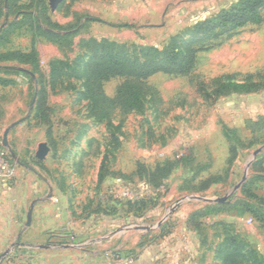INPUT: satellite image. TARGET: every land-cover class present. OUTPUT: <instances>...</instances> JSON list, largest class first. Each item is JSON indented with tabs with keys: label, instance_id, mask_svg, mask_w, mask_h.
Masks as SVG:
<instances>
[{
	"label": "rangeland",
	"instance_id": "rangeland-1",
	"mask_svg": "<svg viewBox=\"0 0 264 264\" xmlns=\"http://www.w3.org/2000/svg\"><path fill=\"white\" fill-rule=\"evenodd\" d=\"M6 1L0 0V27L29 15L35 20L15 29L0 51L36 48L51 110L50 123L34 118L42 87L33 67L0 63L33 72L29 77L7 72L25 84L0 88V149L14 168L12 178L0 180V264L75 259L74 251H62L73 238L62 237L82 232V249L115 264H160L162 258L163 264H223L219 246L230 237L241 243L238 264L263 261L264 228L233 207L246 201L264 211L262 202L241 192L257 175L255 162L264 158V18L199 35L196 24L214 16L204 9L205 0H64L55 11L44 0L50 23H40L36 0H15L22 10L4 21ZM237 2L228 0L227 6ZM45 33L73 35L61 43ZM91 40L112 43L144 66L162 61V53L154 60L155 52L177 43L190 49L191 70L104 79L102 91L110 100L118 99L126 82L142 85L141 106L135 102L126 111L116 103L110 120L100 121L90 115L76 79L79 55L84 61L102 52L94 44L81 45ZM229 83L246 88L217 93ZM13 125L5 148L4 133ZM224 126L243 142L228 140L239 152L231 170ZM41 143L51 149L45 162L36 158ZM213 176L220 181L204 189ZM251 190L264 199V183ZM220 199L228 208L198 220L196 229L193 213ZM151 226L155 229L148 231Z\"/></svg>",
	"mask_w": 264,
	"mask_h": 264
},
{
	"label": "trees",
	"instance_id": "trees-1",
	"mask_svg": "<svg viewBox=\"0 0 264 264\" xmlns=\"http://www.w3.org/2000/svg\"><path fill=\"white\" fill-rule=\"evenodd\" d=\"M36 1L39 2V6L42 10V20L40 21V23L45 22L47 21L46 14L49 8L44 0ZM6 4L7 5L5 8L7 11H5L3 15L4 21H6L9 16H13L15 15L14 13L22 10V5L17 1L15 2V0H7ZM30 6L31 4L27 7ZM263 12L264 0H238V2L232 5L229 9H225L215 16L196 24V26L194 27V33L199 35H211L215 34L219 30L229 29L230 27L240 28L248 24H260L264 18ZM20 14L22 15V13ZM31 18L33 19V21L35 20L34 17L29 15V17H25L26 20H14L7 25L5 24V27H0V50L9 42L11 33L15 29L21 28L22 26H25V24L30 23V21H32ZM36 31L39 33L41 29L37 28ZM71 35L73 34L66 33L64 35L58 33H45L44 36L62 43L64 41H68ZM88 43L91 45L94 44V46H96L95 48L97 50H102V52L101 54H92L91 56L86 58L84 60L85 64L81 63V60L83 61V59L80 58L82 55H79L77 59L80 61H77L76 65V79L82 82V94L83 98L88 102V111L90 115L95 116L100 121L110 120V110L113 105H116V103H120L126 111L130 110V107L135 106V102H138L140 104V86H142L140 84H132L130 82H126L119 92L118 99L110 100L104 96V93L102 91V81L104 79L108 77L143 79L152 74H155L156 72H165L168 74H187L191 70V65L193 62L190 55V49L188 48L187 52H185L180 49L177 43H173L172 46L164 48L163 51H156L154 60L160 55V53H162L163 55V60L157 63L152 62L148 66H144L143 64L132 61L124 53L120 52L119 49L116 48L112 43L109 44L107 42L106 44H100L96 43V41L91 40L88 41L85 45L81 42V45L87 46ZM3 62H17L19 65L31 66L37 71L34 73H36L38 76L40 75L38 80L39 85L42 88L39 92L40 99L36 102L37 108L34 118L38 121H48V112L51 110V108L47 101V93L43 89L44 76L41 70L40 59L36 48H33L29 52L12 51L4 53L0 51V63ZM0 71H3L5 73L14 71L26 76L30 75V72L28 70L20 69L16 66H0ZM13 84V80L0 77V87L6 88ZM245 88L246 87L244 85L229 83L227 85L221 86L217 93L222 94L224 90H226V92H239L244 90ZM48 123L50 122L48 121ZM223 135L227 139V141H230L232 139L235 144H243L242 140L236 135V132L231 131L226 126H224L223 128ZM230 135H232L233 137L231 138ZM229 141L228 143L230 145V157L227 164L228 170H231V167L238 158L239 152L238 149L235 146L231 145ZM20 165L26 168L29 167L24 162H20ZM200 169L205 170L207 169V167L200 166ZM254 169L256 170L257 175L251 180L250 183L245 184L242 187L241 192L244 196H248L249 199L260 201L264 204V199L258 197L251 190L257 183H264L263 157L255 162ZM219 181V176L210 177L208 180H205V182H203L204 189L210 187V185H214ZM199 190L201 189H198V191ZM132 204L135 203L132 202ZM226 208H228L226 206V203L216 206H208L203 210H199L196 213H193V215L191 216V221L195 223L194 226L196 229H198V220H202L211 215H216L224 212ZM233 208H242L246 213L252 215L264 228V211L256 208L253 203L243 201L240 204L236 203ZM147 238V235L143 236L144 241ZM233 246L235 248H232ZM237 246H241V243L231 237L226 238L225 241L219 246L218 253L223 264H238L237 260H241V258H243V253L242 251L236 249ZM257 264H264V260Z\"/></svg>",
	"mask_w": 264,
	"mask_h": 264
},
{
	"label": "crops",
	"instance_id": "crops-1",
	"mask_svg": "<svg viewBox=\"0 0 264 264\" xmlns=\"http://www.w3.org/2000/svg\"><path fill=\"white\" fill-rule=\"evenodd\" d=\"M205 1L208 2V3L205 4L206 6L204 7V9L205 8L208 9L207 14L209 16H211V15L215 16L216 14L220 13L221 11L230 8V7L227 6L228 0H205ZM211 1L213 2V4H212V6H209V2L211 3ZM237 1L238 0H234V2H237ZM21 75L25 76L23 74H21ZM14 76L15 75L7 74L5 72H0V77L11 79V80L14 81V84L8 86V88L9 87L10 88L11 87H16V88L18 87L19 88L20 84H25L24 83L25 81L24 82L21 81V80L18 81V80H15V78H12ZM29 76H31V72H30ZM0 88H3V87H0ZM29 120H31V118H29ZM42 162H45V161H42ZM17 172L20 173V170H18V171L16 170L15 171V173H17ZM47 189H48V186H47ZM218 204H221V202H218ZM208 205H209V203L207 204V206ZM34 213L35 212H34V206H33L30 209V212L28 214V218L30 219L33 216ZM137 229H139V228H137ZM154 229H155V226H153V227L151 226L150 228H148V231H152ZM62 238L63 239L73 238V241H74L73 245H64V246H62V248L64 247V249L62 251L66 252V253H70V252L74 251V254H77L78 256H76L75 259H70V257L61 258L60 260H57L56 264H115L114 262H111V260H98L97 255H95L94 258H93V256L91 255L93 250H91V248L90 249H88V248L87 249H82V244H80V243H82L83 240L80 241L79 238L83 239V232H82L80 237L78 235L74 234L73 236H64ZM90 244H91L90 246H93L95 243H90ZM82 254L85 255V256H82ZM87 255H89V256H87ZM163 262H164V259L162 258V260L159 263L163 264Z\"/></svg>",
	"mask_w": 264,
	"mask_h": 264
},
{
	"label": "water",
	"instance_id": "water-1",
	"mask_svg": "<svg viewBox=\"0 0 264 264\" xmlns=\"http://www.w3.org/2000/svg\"><path fill=\"white\" fill-rule=\"evenodd\" d=\"M64 0H51L50 1V5H51V8L53 11H55L58 7V5L60 3H62ZM14 128V125L9 127L5 133H4V137H3V146L5 148H9L10 145H9V133L10 131ZM262 151V149H259L258 151H256L255 155H258L260 154ZM51 152V149L49 147V145L47 143H41L39 146H38V151L36 153V158L39 160V161H45L47 159V157L49 156ZM11 154L14 158H16V154L11 151ZM240 187V185L236 188L238 189ZM212 202V201H211ZM217 202H224V199H220V200H217Z\"/></svg>",
	"mask_w": 264,
	"mask_h": 264
},
{
	"label": "built area",
	"instance_id": "built-area-1",
	"mask_svg": "<svg viewBox=\"0 0 264 264\" xmlns=\"http://www.w3.org/2000/svg\"><path fill=\"white\" fill-rule=\"evenodd\" d=\"M14 176V168H12L4 151L0 149V180H7Z\"/></svg>",
	"mask_w": 264,
	"mask_h": 264
}]
</instances>
